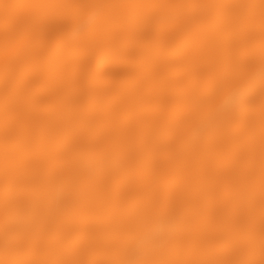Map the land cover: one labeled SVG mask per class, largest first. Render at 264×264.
I'll return each mask as SVG.
<instances>
[{"label":"snow or ice","instance_id":"1","mask_svg":"<svg viewBox=\"0 0 264 264\" xmlns=\"http://www.w3.org/2000/svg\"><path fill=\"white\" fill-rule=\"evenodd\" d=\"M0 7V264H264V0Z\"/></svg>","mask_w":264,"mask_h":264},{"label":"bare ground","instance_id":"2","mask_svg":"<svg viewBox=\"0 0 264 264\" xmlns=\"http://www.w3.org/2000/svg\"><path fill=\"white\" fill-rule=\"evenodd\" d=\"M15 2H16V0H0V5H3L4 3L12 4ZM6 14H10V15L15 14V9L14 8L13 9H5L3 7H0V17H3Z\"/></svg>","mask_w":264,"mask_h":264}]
</instances>
